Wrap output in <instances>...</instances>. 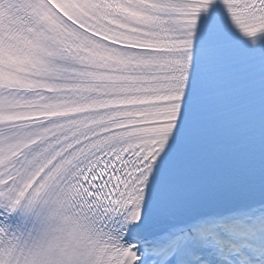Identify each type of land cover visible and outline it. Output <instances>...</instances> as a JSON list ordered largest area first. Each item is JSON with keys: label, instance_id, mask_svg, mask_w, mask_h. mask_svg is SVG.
Instances as JSON below:
<instances>
[{"label": "snow or ice", "instance_id": "1", "mask_svg": "<svg viewBox=\"0 0 264 264\" xmlns=\"http://www.w3.org/2000/svg\"><path fill=\"white\" fill-rule=\"evenodd\" d=\"M0 264H264V0H0Z\"/></svg>", "mask_w": 264, "mask_h": 264}]
</instances>
